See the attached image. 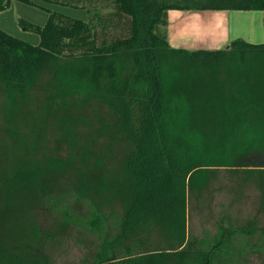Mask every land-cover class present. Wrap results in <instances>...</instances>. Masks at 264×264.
<instances>
[{"label": "trees", "instance_id": "obj_1", "mask_svg": "<svg viewBox=\"0 0 264 264\" xmlns=\"http://www.w3.org/2000/svg\"><path fill=\"white\" fill-rule=\"evenodd\" d=\"M16 1L48 19L19 20L38 45L0 29V264H55L52 246L73 233L98 242L71 264H246L234 238L255 221L190 237L188 208L228 171L264 212V43L174 48L168 13L264 0Z\"/></svg>", "mask_w": 264, "mask_h": 264}, {"label": "rangeland", "instance_id": "obj_2", "mask_svg": "<svg viewBox=\"0 0 264 264\" xmlns=\"http://www.w3.org/2000/svg\"><path fill=\"white\" fill-rule=\"evenodd\" d=\"M37 3L42 7L67 16L81 20L88 19L87 11L83 9L49 4L43 1ZM228 13H230L228 19L231 41L242 39L254 44L264 43V11H229ZM20 19L44 26L48 19V13L40 7L13 0L10 8L0 16V29L20 40L38 45L40 42L39 35L23 30L19 25ZM200 27L201 29L197 28L194 31L204 33L206 27L201 25ZM205 34H208L207 30ZM188 37L192 41L195 35H188ZM199 42L203 46L196 45L197 47L192 50H211L208 46L212 43L208 45L203 40H199ZM0 99L2 100L1 96ZM234 176L228 171H221L217 181L203 198H190L188 208L189 235L190 237L204 238L208 236L213 238L218 233L220 225L228 226L227 218L235 227H248L251 222L255 221L257 231L254 236L237 235L234 238L233 255L238 259H244L246 264H259L258 261L261 257L259 252L264 253V237L262 235L264 212L259 207L260 195L252 187L244 189L242 195L235 193ZM40 220L45 223L43 217ZM154 240L156 245H164L160 235H156ZM97 242L98 238L94 235H82L81 237L78 233H73L71 237L63 239L60 244L52 246L50 252L55 264H71L79 261L87 253V247L93 246ZM254 249L257 251L255 252ZM238 251H241L242 254L240 255Z\"/></svg>", "mask_w": 264, "mask_h": 264}, {"label": "crops", "instance_id": "obj_3", "mask_svg": "<svg viewBox=\"0 0 264 264\" xmlns=\"http://www.w3.org/2000/svg\"><path fill=\"white\" fill-rule=\"evenodd\" d=\"M228 12L229 11H170L168 13L169 44L174 48L192 50L197 47L196 45H199V47L203 46L201 42H199V40H203L208 45L212 43L208 46L211 50L227 47L231 42L228 19V14L230 13ZM2 13H4V11ZM200 25L206 27L208 34H205L206 30L204 31L203 29L204 33L200 31L197 33L194 31V29L197 28L201 29ZM187 34L189 36L195 35L192 41Z\"/></svg>", "mask_w": 264, "mask_h": 264}]
</instances>
